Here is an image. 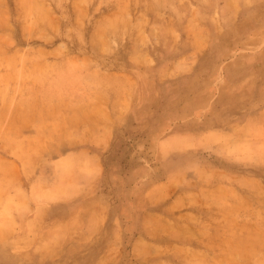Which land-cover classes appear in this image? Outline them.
Instances as JSON below:
<instances>
[{"label": "rangeland", "instance_id": "374dc122", "mask_svg": "<svg viewBox=\"0 0 264 264\" xmlns=\"http://www.w3.org/2000/svg\"><path fill=\"white\" fill-rule=\"evenodd\" d=\"M0 264H264V0H0Z\"/></svg>", "mask_w": 264, "mask_h": 264}, {"label": "crops", "instance_id": "0c3cea01", "mask_svg": "<svg viewBox=\"0 0 264 264\" xmlns=\"http://www.w3.org/2000/svg\"><path fill=\"white\" fill-rule=\"evenodd\" d=\"M92 172H94L96 174V172L98 173L100 170L99 164L92 166L91 168ZM37 202H42L45 205L48 203H52V201L54 200V196L52 194H47L44 196H41L40 198L35 199ZM47 216V214H44L43 211L41 209H37L33 212V215L29 218L27 217V222L29 223V221L33 222V224L37 223V222H41L43 221V219H45ZM26 223V222H25ZM33 231H29L28 228H25L23 230V233L25 234H29L32 233Z\"/></svg>", "mask_w": 264, "mask_h": 264}]
</instances>
